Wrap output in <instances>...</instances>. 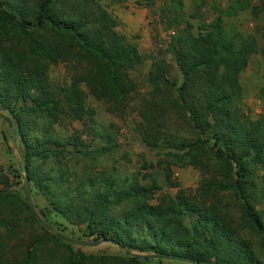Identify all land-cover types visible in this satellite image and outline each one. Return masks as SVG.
<instances>
[{
  "label": "trees",
  "instance_id": "trees-1",
  "mask_svg": "<svg viewBox=\"0 0 264 264\" xmlns=\"http://www.w3.org/2000/svg\"><path fill=\"white\" fill-rule=\"evenodd\" d=\"M258 1L231 0L224 8L215 7L212 28L205 34L193 33L188 25L174 27L169 50L182 74L180 84L168 79L162 63L154 62L149 72L150 104L156 110L147 107L142 111L140 134L150 146H158L160 141L167 144L160 163L169 176L175 164L212 167L214 175L202 182L200 197H190L181 189L174 198L150 203L154 185L132 179L115 190L113 177L102 179V188L96 187L86 203L85 235L96 243L113 242L124 253L108 255L88 253L53 234L39 220L27 193L23 208L43 234L33 248L11 262L0 253V264H149L147 258L191 264H264V186L259 188L254 172L264 164V133L260 121H241L235 110L240 94L238 75L258 52V43L252 35L228 36L223 30L225 17L246 9L264 11V0ZM171 2L173 21L182 19V0ZM115 25L97 0H0V108L9 112L16 126L21 169L24 161L28 183L34 182L41 191L49 188L53 176L39 172L35 164L64 155L68 144L88 146L80 135L65 138L49 132L66 116L80 120L88 111L89 121H94L80 85L106 101L110 111H118L130 101L135 83L128 70L140 56L136 46L114 30ZM260 51L264 55V46ZM59 61H75L76 65L69 85H60L55 91L48 69ZM165 108L187 123L193 139L180 141L160 135L157 120L159 114L167 113ZM215 188L232 192L239 201L243 217L261 236L260 256L249 239L232 229L219 200L207 201ZM123 202L128 207L115 214L114 205ZM257 202L261 203L259 209ZM51 203L72 220L70 206L62 210ZM71 240L89 244L80 238ZM48 241L55 251L44 247ZM131 250L144 255L131 254Z\"/></svg>",
  "mask_w": 264,
  "mask_h": 264
},
{
  "label": "rangeland",
  "instance_id": "rangeland-1",
  "mask_svg": "<svg viewBox=\"0 0 264 264\" xmlns=\"http://www.w3.org/2000/svg\"><path fill=\"white\" fill-rule=\"evenodd\" d=\"M97 2L116 21L114 30L123 35L127 42L135 45L140 56V61L128 70L135 83L130 101L124 108L110 111L106 101L90 94L83 83L80 85L85 103L93 111L94 121H89L88 111L80 120L66 116L55 122L49 132L53 136L65 138L80 135L84 142H88V146L80 144L78 148H74L72 144H68L64 155L35 164L39 172L45 171L53 176L49 188L43 191L34 182L28 183L26 169H21L16 126L9 112L0 108V220L3 221L0 222V253L7 262L20 257L27 248H33L36 238L43 234L41 227L29 218L28 212L23 208L22 202L27 201V193L39 220L47 224L50 231L60 239L88 253L124 254L113 242L101 240L96 243L85 235L86 203L93 196L96 187L102 188V179L113 177L116 180L115 190L126 187L132 179H136L141 185H154L151 186L154 188L148 202L159 203L176 197L181 189L190 197H200L202 182L214 175L210 166L212 163H209L210 167L204 168L191 164L171 165V174L167 175L163 163H160L167 144L160 141L158 146H150L140 134V123L144 121L142 111H146L147 107L152 111L156 110L150 104L152 89L148 82L154 62L162 63L168 79L180 84L182 74L169 50L174 27L183 28L188 25L193 33L205 34L212 28L217 12L215 7L224 8L231 0H182L183 17L177 18L178 22L173 21L176 17L171 0ZM252 3L259 4V1L252 0ZM223 30L228 36L235 33L252 35L258 43V52L249 57L246 67L238 75L240 94L235 102V110L241 121H260L264 133V55L260 51L264 46V11L254 13L246 9L235 16L225 17ZM74 65L75 61L50 64L48 75L55 91L60 85H69ZM165 110L167 113L159 114V121L157 120L160 135L180 141L193 139L194 135L187 123L178 118L175 112L167 108ZM37 124L41 125L42 120H37ZM33 127L35 129L37 125ZM254 172L261 188L264 186V164L258 165ZM207 197V201L219 200L232 229L240 237L249 239L260 256L261 236L252 230L243 217L239 201L232 192L215 188L210 190ZM52 201L62 210L70 206L71 213H67L73 216L72 220L54 208ZM127 207V202H123L114 205L112 210L119 214ZM256 207L259 209L261 203L257 202ZM80 219L82 221H78ZM77 238L89 244H75L71 240ZM44 247L56 250L50 241ZM130 252L144 255L136 250ZM145 261L149 264H191L157 258H147Z\"/></svg>",
  "mask_w": 264,
  "mask_h": 264
},
{
  "label": "water",
  "instance_id": "water-1",
  "mask_svg": "<svg viewBox=\"0 0 264 264\" xmlns=\"http://www.w3.org/2000/svg\"><path fill=\"white\" fill-rule=\"evenodd\" d=\"M16 139H17V143L19 145V138H16ZM22 169H23V171H25V162L24 161H22Z\"/></svg>",
  "mask_w": 264,
  "mask_h": 264
},
{
  "label": "built area",
  "instance_id": "built-area-1",
  "mask_svg": "<svg viewBox=\"0 0 264 264\" xmlns=\"http://www.w3.org/2000/svg\"><path fill=\"white\" fill-rule=\"evenodd\" d=\"M206 22L208 23L209 21H208V20H206Z\"/></svg>",
  "mask_w": 264,
  "mask_h": 264
}]
</instances>
